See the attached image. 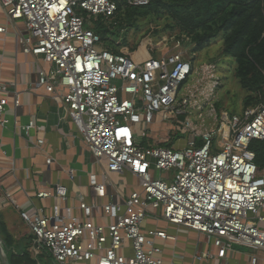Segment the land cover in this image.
Wrapping results in <instances>:
<instances>
[{"label": "built area", "instance_id": "built-area-1", "mask_svg": "<svg viewBox=\"0 0 264 264\" xmlns=\"http://www.w3.org/2000/svg\"><path fill=\"white\" fill-rule=\"evenodd\" d=\"M127 1L132 7L151 2ZM0 5L11 22H23L24 51L52 67L40 69L35 90H46L68 110L97 163L106 162L104 183L90 176V204L80 196L86 220L72 208L28 213L17 206L37 254L46 250L56 264H166L157 240L178 239L161 228L168 223L178 232L199 234L205 248L196 250L194 262L227 264L242 247L250 251L248 264H264V169L252 149L264 142V102L240 113L219 108L217 65L196 69L195 45L185 35L150 36L132 53L107 48L93 26L114 20L113 0H0ZM15 87L0 83L2 128L11 123L8 96ZM163 124L184 139L177 137L170 147L161 142L143 147L150 128ZM16 126L27 138L38 129L35 122ZM33 145L42 150L45 141ZM126 173L138 179L140 190L103 206L112 223H94L99 199L114 186L110 175ZM68 175L73 180L75 171ZM35 197L65 203L69 192L57 185ZM10 204L16 205L12 196L0 200V208ZM149 221L155 226L147 230Z\"/></svg>", "mask_w": 264, "mask_h": 264}, {"label": "crops", "instance_id": "crops-1", "mask_svg": "<svg viewBox=\"0 0 264 264\" xmlns=\"http://www.w3.org/2000/svg\"><path fill=\"white\" fill-rule=\"evenodd\" d=\"M0 27L7 29L6 33H0V83L16 84L13 93L8 96L10 105L7 117L11 123L8 128L0 127V200L12 196L16 205L10 204L0 208V223L14 239L21 241L31 234L20 217L18 207L28 213L35 212L38 207L45 208L48 213L56 207L72 208L75 216L86 220L81 209L80 196L90 204L93 195L90 176L97 174L99 181L104 183L106 162L102 161V165L97 163L80 138L68 110L46 90H35L40 69L50 70L52 67L47 65L42 57L24 51L19 40V30L24 29V24L11 22L1 5ZM16 92L20 99L19 107L15 106ZM16 122L19 126L35 122L38 129L33 130L30 138H27L16 126ZM38 140L45 141L42 150L33 145ZM50 157L54 162L48 165L46 161ZM70 170L75 171L73 180L68 175ZM110 179L114 186L107 187L106 197L99 199V206L93 211L91 220L96 224L112 223L104 212V205L121 202L122 197L140 190L138 179L129 173L111 174ZM57 185L68 188L69 198L65 203L53 197H35L38 193L53 191ZM154 226L155 224L149 221L145 228L148 230ZM161 228L178 238L175 242L157 240L158 246L164 251L161 259L166 264H226L215 261L194 262L196 250L205 248L200 245L199 234L187 229L178 232L177 227L168 223L163 224ZM32 247L34 248V240ZM41 254L42 260L47 261V264L56 263L46 250ZM248 263V254L237 249L235 257L227 264Z\"/></svg>", "mask_w": 264, "mask_h": 264}, {"label": "trees", "instance_id": "trees-1", "mask_svg": "<svg viewBox=\"0 0 264 264\" xmlns=\"http://www.w3.org/2000/svg\"><path fill=\"white\" fill-rule=\"evenodd\" d=\"M113 1L118 6L114 20L110 24L99 21L93 29L103 42H107V48L122 52L128 46L126 41L122 46L115 44V40L120 38L119 32L126 28L137 33L143 20L148 21L143 37L148 33L154 38L167 33L182 34L195 45V53L220 40L221 54L234 59L235 75L242 86L252 90L254 85L264 91V0H151L145 7L129 6L127 0ZM163 20L167 24L161 27ZM108 35L114 40L108 42ZM125 35L127 38L128 33ZM141 42L138 41L139 46ZM252 101L253 98L249 97L246 105ZM252 149L257 154V165L264 169V142H255ZM0 235L3 250L11 264H37L29 252L33 237L18 241L1 223Z\"/></svg>", "mask_w": 264, "mask_h": 264}, {"label": "rangeland", "instance_id": "rangeland-1", "mask_svg": "<svg viewBox=\"0 0 264 264\" xmlns=\"http://www.w3.org/2000/svg\"><path fill=\"white\" fill-rule=\"evenodd\" d=\"M167 23L165 20L160 22V26L164 27ZM96 25V24H95ZM148 21L143 20V22L139 23V27H141V30H136L137 33L134 31V29H131L130 31H127V29H122L120 33V38L115 40V44H118V46L123 45V41H126V45L128 47H125L127 53H132L131 51L139 48L138 41H146L145 38L150 37L148 33V36L143 37V34L145 32V27L147 28ZM95 26H93L94 29ZM126 33H128L127 38L125 37ZM125 37V38H124ZM143 37V38H142ZM125 40H124V39ZM106 40L108 42L113 41L114 38H112L110 35L106 37ZM107 45V42L105 43ZM138 44V45H137ZM143 44V42L141 43ZM221 47L222 44L220 40L213 43L209 48L203 50L200 53H196V60H195V68L201 69L205 65L209 64H216L217 65V74L218 78L221 80V87L218 89L216 93V103L219 108L226 109L230 113H240L242 110L253 107L256 105H259L263 103L264 101V91L263 94L260 90H258L257 86L253 85V89H246L242 86V83L235 75V68L236 63L233 58L222 56L221 54ZM128 48V51H127ZM134 50L133 52L137 51ZM253 98V101L246 105V101L248 98ZM139 129H142L141 126H139ZM172 129V134L168 133V131ZM173 129L168 124L159 125L153 128H150V133L147 138L142 140L143 147H148L150 144H155L157 142L159 146L163 147H170L172 146L173 142L178 138L184 139V134L180 132L179 130ZM141 136V135H140ZM27 230V229H26ZM18 239V238H16ZM236 249L239 250V252L242 253H249L250 251L246 248L237 247ZM29 252L31 254V258L37 262V264H47V261L42 260L41 256L42 254H37L34 251V248L32 247L31 250L29 249ZM1 264V262H0ZM23 264H27L23 263ZM50 264V263H48ZM52 264V263H51Z\"/></svg>", "mask_w": 264, "mask_h": 264}, {"label": "water", "instance_id": "water-1", "mask_svg": "<svg viewBox=\"0 0 264 264\" xmlns=\"http://www.w3.org/2000/svg\"><path fill=\"white\" fill-rule=\"evenodd\" d=\"M0 262H1V264H11L7 255L5 254V252L3 250L1 235H0Z\"/></svg>", "mask_w": 264, "mask_h": 264}]
</instances>
